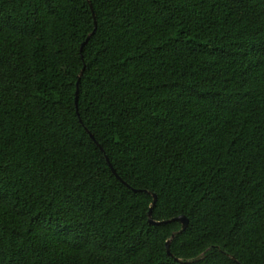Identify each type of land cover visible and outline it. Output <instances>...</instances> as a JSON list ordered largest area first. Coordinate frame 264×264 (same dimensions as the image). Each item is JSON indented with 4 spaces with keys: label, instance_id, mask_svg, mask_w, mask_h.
Wrapping results in <instances>:
<instances>
[{
    "label": "trees",
    "instance_id": "obj_1",
    "mask_svg": "<svg viewBox=\"0 0 264 264\" xmlns=\"http://www.w3.org/2000/svg\"><path fill=\"white\" fill-rule=\"evenodd\" d=\"M0 264H264V0H0Z\"/></svg>",
    "mask_w": 264,
    "mask_h": 264
},
{
    "label": "water",
    "instance_id": "obj_2",
    "mask_svg": "<svg viewBox=\"0 0 264 264\" xmlns=\"http://www.w3.org/2000/svg\"><path fill=\"white\" fill-rule=\"evenodd\" d=\"M94 15H95V13H94ZM86 42L83 43V46L85 45ZM82 73H83V71L81 72V74ZM78 93H79V87H78V90H77V99H76L77 102H78ZM92 137H94V136L92 135ZM108 160H109L110 166L112 167L113 171L116 173V170L113 168L109 158H108ZM118 177L121 179L120 176H118ZM156 201H157V194L154 193V202H153V204H155ZM149 215H150V222L151 223H153V224L161 223V221H156V220L153 219L152 210H150ZM174 219L181 221L183 223V228H186L188 226V224H189V218L186 215H179V216L175 217ZM170 242L171 241L169 240L168 243H167V246H168V252L171 254Z\"/></svg>",
    "mask_w": 264,
    "mask_h": 264
}]
</instances>
